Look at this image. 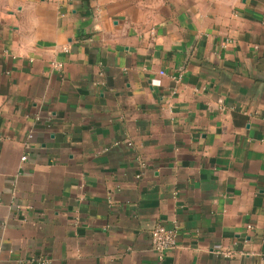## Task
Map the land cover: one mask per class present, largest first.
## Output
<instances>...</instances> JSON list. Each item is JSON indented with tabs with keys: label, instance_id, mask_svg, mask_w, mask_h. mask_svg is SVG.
<instances>
[{
	"label": "crops",
	"instance_id": "crops-1",
	"mask_svg": "<svg viewBox=\"0 0 264 264\" xmlns=\"http://www.w3.org/2000/svg\"><path fill=\"white\" fill-rule=\"evenodd\" d=\"M0 264H264V0H0Z\"/></svg>",
	"mask_w": 264,
	"mask_h": 264
},
{
	"label": "built area",
	"instance_id": "built-area-1",
	"mask_svg": "<svg viewBox=\"0 0 264 264\" xmlns=\"http://www.w3.org/2000/svg\"><path fill=\"white\" fill-rule=\"evenodd\" d=\"M152 30L150 34H153ZM63 51H68L66 46L62 47ZM53 68L61 69L62 64L59 62L52 63ZM32 134H28V138H31ZM130 145L131 143L128 142ZM28 147V144L25 145ZM176 236L177 232L175 229H169L164 227L162 224L155 225L150 231V246L153 250L159 253L162 256L165 252L175 248L176 246ZM226 253L225 255H227ZM45 261V260H44Z\"/></svg>",
	"mask_w": 264,
	"mask_h": 264
}]
</instances>
